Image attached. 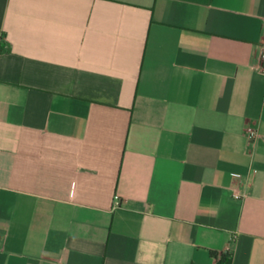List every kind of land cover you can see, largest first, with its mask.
I'll use <instances>...</instances> for the list:
<instances>
[{
	"label": "crops",
	"instance_id": "0c3cea01",
	"mask_svg": "<svg viewBox=\"0 0 264 264\" xmlns=\"http://www.w3.org/2000/svg\"><path fill=\"white\" fill-rule=\"evenodd\" d=\"M262 46L264 0H0V264H264Z\"/></svg>",
	"mask_w": 264,
	"mask_h": 264
},
{
	"label": "trees",
	"instance_id": "16d2710c",
	"mask_svg": "<svg viewBox=\"0 0 264 264\" xmlns=\"http://www.w3.org/2000/svg\"><path fill=\"white\" fill-rule=\"evenodd\" d=\"M212 258L215 260L214 264H232V252L225 251V252H210Z\"/></svg>",
	"mask_w": 264,
	"mask_h": 264
},
{
	"label": "built area",
	"instance_id": "2783aa9c",
	"mask_svg": "<svg viewBox=\"0 0 264 264\" xmlns=\"http://www.w3.org/2000/svg\"><path fill=\"white\" fill-rule=\"evenodd\" d=\"M257 70L264 74V46L260 48V53H259V65ZM248 136L250 139H254L257 136V132L253 129H248Z\"/></svg>",
	"mask_w": 264,
	"mask_h": 264
}]
</instances>
